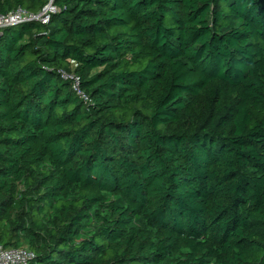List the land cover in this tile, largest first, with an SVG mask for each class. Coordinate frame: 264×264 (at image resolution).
Segmentation results:
<instances>
[{"label": "trees", "instance_id": "trees-1", "mask_svg": "<svg viewBox=\"0 0 264 264\" xmlns=\"http://www.w3.org/2000/svg\"><path fill=\"white\" fill-rule=\"evenodd\" d=\"M54 4L0 35V245L264 264V0Z\"/></svg>", "mask_w": 264, "mask_h": 264}, {"label": "built area", "instance_id": "built-area-1", "mask_svg": "<svg viewBox=\"0 0 264 264\" xmlns=\"http://www.w3.org/2000/svg\"><path fill=\"white\" fill-rule=\"evenodd\" d=\"M45 5L42 9L32 14L24 8H16L6 15L0 16V35L8 27H13L25 22H38L42 25H48L52 15L60 11L54 4V0H44ZM73 80V91L76 95L87 101L86 96L79 88L78 78L69 77ZM34 253L27 248H4L0 245V264H30L34 260Z\"/></svg>", "mask_w": 264, "mask_h": 264}]
</instances>
